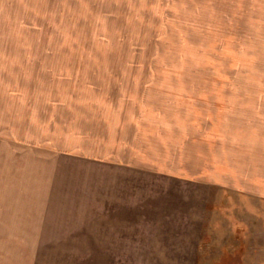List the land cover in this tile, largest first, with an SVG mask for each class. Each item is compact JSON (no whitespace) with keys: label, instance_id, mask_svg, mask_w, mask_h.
I'll return each mask as SVG.
<instances>
[{"label":"rangeland","instance_id":"1","mask_svg":"<svg viewBox=\"0 0 264 264\" xmlns=\"http://www.w3.org/2000/svg\"><path fill=\"white\" fill-rule=\"evenodd\" d=\"M22 1L0 0L1 209L24 205L18 175L52 170L51 154L120 140L142 165L59 159L44 242L0 243V264H264V202L237 186L264 171V124H242L264 117L247 37L229 21L104 20L103 5ZM118 108L122 127L108 115Z\"/></svg>","mask_w":264,"mask_h":264},{"label":"crops","instance_id":"2","mask_svg":"<svg viewBox=\"0 0 264 264\" xmlns=\"http://www.w3.org/2000/svg\"><path fill=\"white\" fill-rule=\"evenodd\" d=\"M24 1L22 2L24 3ZM26 3L29 4L30 2ZM64 3L103 5V10H97L99 12L101 10L104 14H107L103 16L104 20H196L202 21L205 29L208 24L219 26L223 25L224 21H229L230 26L238 29V33H235V35L247 37L248 61L255 62L257 60V62H261V64H257V67L260 66L264 69V0H61L59 4L63 5ZM6 9L8 10V8ZM28 9H30L29 6L26 9H21V12ZM0 18H3V16H0ZM22 18L24 19V17ZM248 66L255 67L256 65L249 64ZM262 82L264 83V81ZM110 113L108 115H112V119H118L117 123L120 124V127L124 126V122L119 120L122 118V115L126 116L125 113H122L119 108L117 111H111ZM251 113L247 112V119H243L242 124L244 123L248 126L253 123L264 124L262 121L264 117L259 122V117L255 119V114L252 116ZM104 121L108 125L113 124V120L111 121L109 118L104 119ZM235 124H238V122ZM243 129L244 131L248 130L247 128ZM260 130L257 128L254 131L258 132ZM118 141L120 144L115 141L116 147L114 151L111 150L109 153H103L97 149L90 150L88 147L84 150L75 147L64 152L63 156L52 154L46 156V162L50 166H54L52 170L39 171L36 169L38 172H35V170L29 172V176H26L25 174L27 173L22 171V175H18V177H22V188L18 190L21 195L20 200L24 205L16 208L14 203L13 205L8 203L5 205V209H1L0 207V235L4 233L13 234L9 236L11 238L1 239L0 243L41 244L44 242L40 237L43 236L46 230L48 217L55 200L54 186L58 176L56 166L59 159H74L109 169L112 166L117 168L123 167L124 169L136 172V169H139L142 165L141 150L135 144ZM237 143L239 144V142ZM247 146L248 144L246 148ZM126 151L127 153H125ZM245 151H248V148ZM23 165L21 163L22 169H24ZM30 173L33 175L31 176ZM237 186L243 188V190L238 189L241 196L247 195L249 199L256 196L264 202V171L248 176L245 185ZM244 186L246 189H244ZM1 195H4L6 202H10L9 190L4 194L1 193ZM33 228L37 229L33 231L34 234H37V239H25L24 236H31L33 234V232H30ZM14 235H21L24 239H17ZM12 237L15 239H12ZM31 257L33 260L30 262L33 263L38 257L37 253H33ZM4 264L11 263L6 261Z\"/></svg>","mask_w":264,"mask_h":264}]
</instances>
